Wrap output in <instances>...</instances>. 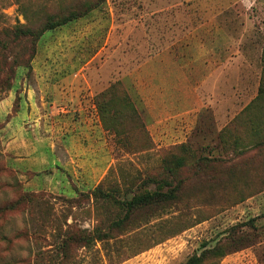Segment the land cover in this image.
<instances>
[{"label":"rangeland","instance_id":"rangeland-1","mask_svg":"<svg viewBox=\"0 0 264 264\" xmlns=\"http://www.w3.org/2000/svg\"><path fill=\"white\" fill-rule=\"evenodd\" d=\"M73 11L82 15L37 38ZM26 28L33 34L19 33ZM162 57L174 73L169 85L194 86L200 108L191 132L166 142L155 140V110L134 84L142 73L143 85H166ZM66 67H84L106 87L119 80L139 116L126 121L128 144L114 145L116 161L90 197L93 189L74 197L27 190L0 120V264H184L215 245L226 254L204 264H264V93L254 101L264 0H0V100L10 85L49 97L52 73ZM176 157L183 166L173 167ZM165 181L177 185L175 199L117 225L125 199Z\"/></svg>","mask_w":264,"mask_h":264},{"label":"crops","instance_id":"crops-1","mask_svg":"<svg viewBox=\"0 0 264 264\" xmlns=\"http://www.w3.org/2000/svg\"><path fill=\"white\" fill-rule=\"evenodd\" d=\"M160 64L165 65L160 73L166 85L159 89L143 85L142 73H137L134 84L148 110H155L149 124L155 140L166 142L191 132L200 108H196L195 87L179 91L175 84L169 85L166 77L174 76L171 63H165L162 57ZM65 70L52 73L49 97L38 96L33 86L24 88L16 113L12 109L17 89L10 90L0 100V120L4 123L1 130L6 136L9 162L23 178L26 189L74 197L101 183L116 161V143L114 133L104 128L94 99L99 90L106 88L104 81L88 78L84 67L77 72L74 67ZM98 72L95 76H100ZM186 77L192 78V73ZM180 103L185 106L179 108ZM8 104L11 117L7 120Z\"/></svg>","mask_w":264,"mask_h":264},{"label":"trees","instance_id":"trees-1","mask_svg":"<svg viewBox=\"0 0 264 264\" xmlns=\"http://www.w3.org/2000/svg\"><path fill=\"white\" fill-rule=\"evenodd\" d=\"M81 15L77 11H73L70 15H63L58 17L57 20L50 19L45 23L41 31L37 33V38H40L43 32L67 24L68 22L80 17ZM19 33L21 35H32L33 30L29 28L21 29ZM263 78L262 84L259 88L258 96L254 101H258L260 95L264 93ZM11 89L12 86L10 85L7 90L10 91ZM16 93L17 95L14 101L12 113H16L19 108L20 93H18V91H16ZM94 99L102 124L105 129L114 133L115 143L128 144L129 129L125 126V123L128 119H133L135 117L138 118V110L140 108L139 104L134 102L131 95L121 86V82L119 80L115 81L114 83H111L109 86H107L100 92L98 91L95 94ZM10 117L11 113L6 116V119L8 120ZM3 124L1 125V127H3ZM227 132L228 129L227 126H225L220 132V137ZM172 163L173 167H181L184 165L183 159L180 157H176L172 161ZM172 169V167H169L170 171H173ZM99 190L100 184L95 187L90 194H83H85V197H90V195L96 196L97 193L95 192ZM177 191V185H173L172 181H165L163 184L159 185L158 188L154 191H146L144 193L134 195L131 199H125L122 204L125 207L126 213L123 218L117 221V225L121 224V222L127 219L138 208L161 201H171L175 199L178 196ZM225 254L226 251L223 246L215 245L211 248L203 249L200 254H193L184 262V264H204L207 261H210L212 263L214 259L221 258Z\"/></svg>","mask_w":264,"mask_h":264}]
</instances>
